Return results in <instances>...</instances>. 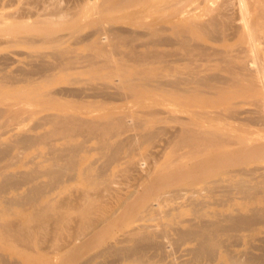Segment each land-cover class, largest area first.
Here are the masks:
<instances>
[{"label": "bare ground", "instance_id": "6f19581e", "mask_svg": "<svg viewBox=\"0 0 264 264\" xmlns=\"http://www.w3.org/2000/svg\"><path fill=\"white\" fill-rule=\"evenodd\" d=\"M71 1L0 12V264H264V0Z\"/></svg>", "mask_w": 264, "mask_h": 264}, {"label": "rangeland", "instance_id": "374dc122", "mask_svg": "<svg viewBox=\"0 0 264 264\" xmlns=\"http://www.w3.org/2000/svg\"><path fill=\"white\" fill-rule=\"evenodd\" d=\"M10 1L11 0H2V2L0 3V12L1 13H3L4 11L9 12V13H14V11H16V9L13 6L10 7ZM54 1L57 2L58 5L61 8L64 7V9H68V8L74 6L77 3V2H72L71 0H54ZM79 1H80V3H85V2L88 1L91 4L98 6L99 4L102 3L103 0H90V1L89 0H79ZM5 5H8L9 7H6ZM122 26L126 27V25H122ZM62 33H65V32H62ZM6 34H7V32H0V58L2 59L0 61V66H4V67L7 66V67H10V68L14 69V68H17V67H20V66L24 65L23 62H19V61L16 62V59L18 58V55L14 54L15 51L16 52H21V51L24 50V48L22 46H14V45H12L9 42V38L6 36ZM14 60H15V62H14ZM135 69L136 68L133 67L131 69V71H134ZM58 86H61V85H57V87ZM251 108L252 107L248 106V105L241 106V110H249ZM27 115L28 114H23L22 116L26 117ZM33 123H34L33 119L28 121L27 125H26V128H29L30 126H32ZM28 154H29V152H28ZM161 160H163V159H161ZM7 161H9V160H7ZM7 161L6 160L5 161H1L0 165L5 164ZM256 161H257V163H259L261 160L260 159H256ZM153 165H154L153 158L152 157H148L147 158V166H145V168L153 167ZM17 169H23V168H17ZM159 218H161V216H159ZM166 244L167 245L169 244L168 239L166 240ZM256 244H260V242H257ZM1 251L2 250H0V252ZM256 253H258V251H256ZM7 254L10 255V257L13 258V259L18 258V256L14 252H12L11 254L10 253H7ZM183 254H184L183 253V247H179L177 252H176V254H175V258H179L178 260L180 261L181 259H183V257H181V256H183ZM54 260L56 261V259H54ZM170 260H168V261H170ZM99 261H100V259L98 260V262Z\"/></svg>", "mask_w": 264, "mask_h": 264}]
</instances>
